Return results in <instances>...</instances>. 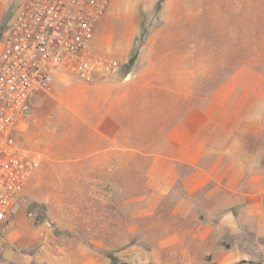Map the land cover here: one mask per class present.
<instances>
[{
  "label": "rangeland",
  "instance_id": "1",
  "mask_svg": "<svg viewBox=\"0 0 264 264\" xmlns=\"http://www.w3.org/2000/svg\"><path fill=\"white\" fill-rule=\"evenodd\" d=\"M20 2L0 0L10 11L0 45ZM98 38L121 60V69L95 82L56 72L51 90L36 102L24 139L46 158L24 190L13 225L0 231V264H213L219 247L233 246L248 250L245 264H264V216L248 213L241 193L179 211L177 191L158 205L148 196L145 154L134 173L133 155L130 168L124 149L134 127L140 139L147 138L158 114H175L185 105L187 116L203 121L204 137L218 136L215 146L233 139L231 158L261 175L264 196V118H245L228 135L206 125L199 110L243 57L264 71V0H118ZM113 113L121 115V175L107 183L99 175L71 172L73 140L97 133L109 116L113 125ZM144 144L139 141V152ZM213 154L209 149L207 163ZM231 202L239 233L216 223L208 238L195 235L205 233L206 218ZM183 247L195 250L183 253Z\"/></svg>",
  "mask_w": 264,
  "mask_h": 264
},
{
  "label": "crops",
  "instance_id": "2",
  "mask_svg": "<svg viewBox=\"0 0 264 264\" xmlns=\"http://www.w3.org/2000/svg\"><path fill=\"white\" fill-rule=\"evenodd\" d=\"M116 3L118 0L113 1L110 12ZM6 9L7 5L0 6V36L4 21L10 12ZM249 60V57H243L241 66L212 90L199 107L204 122L212 123L228 135L238 130L241 120L247 117L255 102L264 99V71L252 67ZM113 115V125L110 124L109 116L104 119V128H98L95 134H82L80 136L82 140L78 139L79 136L72 135L77 138L71 143L72 151L67 156L71 172L87 174L90 177L99 175V179L102 178L107 183L109 176L116 173L121 175L123 168V137L122 129H119L122 124L121 115L119 113ZM170 115H157V121L151 126L152 130H149L151 133L149 137L140 139L137 128L134 127L133 134L124 139L130 142L124 149L130 154V168L133 155L134 173H137L138 158H141L142 154L146 156L144 167L148 196L155 198L159 205V199L179 191L175 205L179 211H184L199 204L203 199L220 198L224 193L225 195L241 193L245 198L243 208L248 213L259 215L261 220L264 216V196L260 192L261 175L254 172L255 169L237 164L234 158H231L234 149L233 139H230L231 142L225 147L215 146L218 136L213 133L210 138L204 137L200 126L203 121L187 116L185 105L179 112ZM88 122V126L94 128V125ZM98 125L101 126V121ZM139 141L145 142L144 150L140 152ZM209 149L215 150V154L211 155L207 163ZM130 172L132 173V169ZM236 211L232 202L227 204L221 214L206 218L205 233L195 235L202 239L208 238L210 230L216 223L228 226L233 234L239 233ZM22 218L21 214L20 219ZM191 250L195 248H181L183 253ZM207 253L210 254L211 251ZM247 253L248 250L239 246L229 249L219 247L214 252L212 262L245 264L242 260L248 259Z\"/></svg>",
  "mask_w": 264,
  "mask_h": 264
},
{
  "label": "built area",
  "instance_id": "3",
  "mask_svg": "<svg viewBox=\"0 0 264 264\" xmlns=\"http://www.w3.org/2000/svg\"><path fill=\"white\" fill-rule=\"evenodd\" d=\"M114 0H21L0 45V231L13 225L25 188L46 158L26 124L56 72L85 82L116 75L121 60L98 34ZM46 238V231H40Z\"/></svg>",
  "mask_w": 264,
  "mask_h": 264
},
{
  "label": "clouds",
  "instance_id": "4",
  "mask_svg": "<svg viewBox=\"0 0 264 264\" xmlns=\"http://www.w3.org/2000/svg\"><path fill=\"white\" fill-rule=\"evenodd\" d=\"M247 119L260 120L264 118V99L257 101L255 107L247 114Z\"/></svg>",
  "mask_w": 264,
  "mask_h": 264
},
{
  "label": "trees",
  "instance_id": "5",
  "mask_svg": "<svg viewBox=\"0 0 264 264\" xmlns=\"http://www.w3.org/2000/svg\"><path fill=\"white\" fill-rule=\"evenodd\" d=\"M133 61H134V59H131V62H133ZM205 124H206V125H211V126L214 127L215 129L220 130L218 127H216L215 125H213L212 123H210V122H208V121H206Z\"/></svg>",
  "mask_w": 264,
  "mask_h": 264
}]
</instances>
